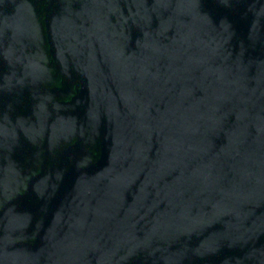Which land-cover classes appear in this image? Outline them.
Masks as SVG:
<instances>
[{"label":"water","instance_id":"obj_1","mask_svg":"<svg viewBox=\"0 0 264 264\" xmlns=\"http://www.w3.org/2000/svg\"><path fill=\"white\" fill-rule=\"evenodd\" d=\"M0 264H264V0H0Z\"/></svg>","mask_w":264,"mask_h":264}]
</instances>
